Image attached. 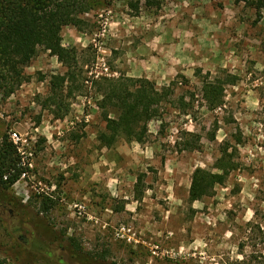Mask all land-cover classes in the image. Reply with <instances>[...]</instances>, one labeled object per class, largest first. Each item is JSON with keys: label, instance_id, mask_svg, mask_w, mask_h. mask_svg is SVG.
Instances as JSON below:
<instances>
[{"label": "rangeland", "instance_id": "374dc122", "mask_svg": "<svg viewBox=\"0 0 264 264\" xmlns=\"http://www.w3.org/2000/svg\"><path fill=\"white\" fill-rule=\"evenodd\" d=\"M83 18L85 31H62L63 46L79 52L65 118L48 97L51 76L67 69L50 52L39 50L11 95L0 74V146L5 135L21 136L28 168L9 190L0 187V260L264 264V9L258 15L236 0H98ZM225 71L237 83L225 85L222 108L209 110L203 80H224ZM120 77L174 94L143 144L122 138L103 147L95 83ZM188 141L198 149L185 150ZM235 147L238 169L226 184L190 203L194 171L219 172L222 151ZM122 227L137 242L119 238Z\"/></svg>", "mask_w": 264, "mask_h": 264}, {"label": "trees", "instance_id": "16d2710c", "mask_svg": "<svg viewBox=\"0 0 264 264\" xmlns=\"http://www.w3.org/2000/svg\"><path fill=\"white\" fill-rule=\"evenodd\" d=\"M236 2L252 7L258 15L264 9V0ZM97 6L98 0H0V74L7 85L5 88L8 95L13 94L27 80L25 68L43 49L55 56L67 69L63 75L51 76L48 97L49 103L58 109L55 112L56 118H65L68 111L63 112L61 106L65 98L73 95L72 85L76 81L79 52L75 48L63 46L62 31L65 27L85 31L83 17ZM223 73L224 80L220 77L210 80L209 75L203 80V99L209 110L222 108L225 105V85L237 83V77L228 75L226 71ZM95 84L102 99L101 109L105 112L106 128L98 136L103 147L113 146L122 138L143 144L148 135V124L161 118L163 105L169 103L174 94L170 87L159 89L154 82L144 78H102ZM109 109L115 111V118L110 117ZM186 136L196 137L191 133H186ZM183 147L185 150L198 149L189 141ZM237 151L236 147L231 154L228 148L222 151L221 158L215 163V169L219 172L202 168L194 171L189 189L190 203L211 197L217 186L226 184L229 175L238 169L235 159ZM26 169L21 164L17 147L5 135L0 146L1 189L9 190L26 173ZM6 262L0 260V264Z\"/></svg>", "mask_w": 264, "mask_h": 264}, {"label": "built area", "instance_id": "2783aa9c", "mask_svg": "<svg viewBox=\"0 0 264 264\" xmlns=\"http://www.w3.org/2000/svg\"><path fill=\"white\" fill-rule=\"evenodd\" d=\"M105 67V71L107 72L108 71V68L104 65ZM98 78V76H96V79ZM87 84H89L90 82L87 81L86 82ZM10 140L12 141V143L17 147V150H18V153L19 155L21 156V164L22 166H26V163L24 162L25 159L27 158L26 157V152H25V141L21 138V136L17 135V134H14L13 136H11ZM30 166V164H28ZM26 175L23 174V177ZM82 209V208H80ZM117 236L121 239H126L128 242H131V241H135L137 242L134 237L135 235L131 234V230L127 229L126 227H122L119 231H118V234ZM154 255H156V252H154Z\"/></svg>", "mask_w": 264, "mask_h": 264}, {"label": "crops", "instance_id": "0c3cea01", "mask_svg": "<svg viewBox=\"0 0 264 264\" xmlns=\"http://www.w3.org/2000/svg\"><path fill=\"white\" fill-rule=\"evenodd\" d=\"M163 61H166V60H163ZM147 67H150V66L148 65ZM161 67H164V65H161ZM165 68L167 69V65L165 66ZM148 69H150V68H148ZM151 69H152V66H151ZM162 70H164V69H162ZM146 71H147V69H146Z\"/></svg>", "mask_w": 264, "mask_h": 264}]
</instances>
